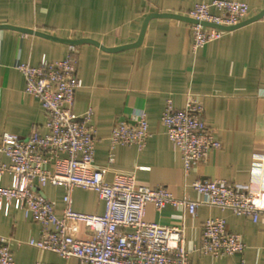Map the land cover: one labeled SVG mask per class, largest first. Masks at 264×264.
Returning <instances> with one entry per match:
<instances>
[{"label":"crops","instance_id":"1","mask_svg":"<svg viewBox=\"0 0 264 264\" xmlns=\"http://www.w3.org/2000/svg\"><path fill=\"white\" fill-rule=\"evenodd\" d=\"M211 0H0V24L42 31L60 38H92L99 44H77V76L72 109L77 115L93 109L96 129L95 167H106V180L133 175L137 184L164 185L179 197L202 195L190 183L196 178L226 179L256 192L264 190V15L225 33L195 51L191 48L190 22L152 16L140 44L107 50L137 40L145 17L153 12L185 14L196 2ZM248 4L247 19L264 8V0H238ZM68 53V43L39 34L0 26V132L27 136L33 129L45 132V111L38 99L24 91L23 74L15 67L37 65L42 57L58 60ZM188 94L204 105L205 123L221 146L211 150L205 163L185 174L178 147L168 138L160 119L166 100L182 108ZM137 111L146 115L150 136L145 145H109L116 121H131ZM112 153V160H109ZM0 161L10 159L0 152ZM13 173L0 175L1 186H16ZM41 192L57 215L64 207L63 186L46 184ZM72 209L104 212V202L88 188L72 189ZM208 216L226 218L228 230L247 245L241 254L214 257L201 253L202 222ZM144 219L166 226L184 225L185 247L192 264H264V217L250 216L200 204L195 216L183 207L145 206ZM41 226L26 217L17 199L0 202V236L8 237L15 264H86L77 257L27 243L40 235ZM70 232L86 238L82 221H69Z\"/></svg>","mask_w":264,"mask_h":264},{"label":"built area","instance_id":"2","mask_svg":"<svg viewBox=\"0 0 264 264\" xmlns=\"http://www.w3.org/2000/svg\"><path fill=\"white\" fill-rule=\"evenodd\" d=\"M248 10V4L238 0L194 3L185 13L196 20L190 23L191 48L195 51L226 31L204 25L203 21L235 25ZM76 52L77 44L68 43V53L61 59L42 57L37 65L21 62L15 66L23 74L24 91L38 99L46 115L45 132L33 129L24 137L0 132V152L10 159L9 163L0 161V175L8 172L18 178L16 186L0 185V202L17 199L24 215L40 224L39 237L30 238L28 244L64 258L77 257L86 264H192L185 247L184 225L146 221L147 203L158 210L166 205L183 207L192 216L200 204H205L250 216L253 221L264 217V190L252 192L222 178L194 179L190 185L202 195L200 200L188 194L177 197L164 185L137 184L133 175L119 174L106 180L107 168L94 166L93 109L89 107L80 116L72 109L75 91L82 84L77 76ZM160 119L168 138L180 151L185 174L194 165L207 162L211 150L221 146L214 129L205 123L203 102L193 94L187 95L179 109L168 98ZM149 136L146 115L137 111L131 121H116L108 139L111 149L117 144L141 148ZM46 184L64 187L60 216L40 190ZM75 186L94 190L104 202V212L74 211L71 193ZM69 221H82L89 236L73 235ZM8 242V237L0 236V264H15ZM246 247L239 233L227 229L225 217L208 216L202 222L195 249L219 257L241 254Z\"/></svg>","mask_w":264,"mask_h":264},{"label":"water","instance_id":"3","mask_svg":"<svg viewBox=\"0 0 264 264\" xmlns=\"http://www.w3.org/2000/svg\"><path fill=\"white\" fill-rule=\"evenodd\" d=\"M263 15H264V8L261 11H259L258 13H256L255 15H253V16L245 19V20H242V21L238 22L235 25L227 26V25L215 24V23H211V22H207V21H203L202 24L207 25V26H214V27H217V28H220V29H224V30H230V29H234L236 27H239V26H241V25H243L245 23H248V22H250L252 20L258 19V18H260ZM152 16L174 17V18H178V19H182V20L188 21L190 23L196 22L195 19L189 17L188 15L181 14V13H176V12H153V13L148 14L145 17V19L143 21V24H142V28H141L140 34H139V36H138V38H137V40L135 42L129 43V44H125V45H119V46H116V47H110V48L103 47L102 45H100V46L102 48L107 49V50H115V49H121V48H124V47H133V46H136V45L140 44L141 41H142V38H143L144 30H145V27H146V22ZM0 26L1 27L14 28V29H18V30H21V31L34 33V34H39L41 36L49 37V38L55 39V40H60V41L66 42V43L78 44V43H81V42H92L94 44H99L97 40L92 39V38H88V37H82V38H76V39H68V38H60V37H57L55 35H52V34H49V33H46V32L33 31L32 29L23 28V27H17V26L9 25V24H0Z\"/></svg>","mask_w":264,"mask_h":264}]
</instances>
